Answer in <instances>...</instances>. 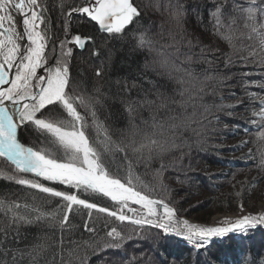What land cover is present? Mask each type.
<instances>
[{
    "label": "snow or ice",
    "instance_id": "obj_1",
    "mask_svg": "<svg viewBox=\"0 0 264 264\" xmlns=\"http://www.w3.org/2000/svg\"><path fill=\"white\" fill-rule=\"evenodd\" d=\"M210 2V31L230 49L219 55L218 48L201 45L187 32L189 9L182 0H79L71 7L70 0H59L52 8L47 0H0V179L35 190L31 203L0 199V264H89V253L122 249L134 238L152 239L153 256L147 261L133 256L127 264H169L165 246L171 237L199 253L210 250L214 238L231 245L230 234L243 238L264 225V212L225 218L220 226L190 223L180 217L178 202L164 183V174L178 169L194 146L203 150L215 131L209 126L220 119L216 113L231 116L236 107L207 99L222 100V88L235 73L193 65L223 60L225 70L249 64L264 68V0ZM55 8L63 20V39L51 31L49 12ZM145 8L166 13L174 23L168 42L159 44L150 35L151 26L143 24ZM192 11L203 22L199 9ZM74 18L91 25L99 42L96 35L72 34ZM157 34L163 39L162 25ZM125 44L132 52L146 51L151 60L145 59L136 78H109L105 89L100 82ZM89 46L93 62H100L90 90L81 71L73 72L74 50ZM198 46L194 59L192 49ZM149 71L164 82L149 78ZM249 84L262 92L248 91ZM242 87L259 103L246 121L254 127L244 129L255 139L238 147L252 143L255 151L249 148L243 159L259 157L256 167L264 172V80H245ZM109 101L121 108L101 119ZM255 187V181L249 185ZM243 207L241 203L239 209ZM77 216L87 239H72ZM25 225L50 231L26 249L12 247ZM233 252L232 264H264L259 253L250 255L243 240Z\"/></svg>",
    "mask_w": 264,
    "mask_h": 264
},
{
    "label": "trees",
    "instance_id": "obj_2",
    "mask_svg": "<svg viewBox=\"0 0 264 264\" xmlns=\"http://www.w3.org/2000/svg\"><path fill=\"white\" fill-rule=\"evenodd\" d=\"M47 2L49 7L52 8L54 4L59 3V0H47ZM145 2H148V0H145ZM182 2H184L186 4V7L189 9V12L184 21V27L187 32L191 34V37L194 40L198 38L201 45H208L212 48H218L219 53H217V55H219L220 53L229 52L230 49L228 48L227 44L214 36L210 31L211 25L208 23V9L212 7L210 0H182ZM75 3H78V0H70L68 7L74 6ZM193 8L199 9L200 13L203 15V22L198 18L197 13L192 11ZM144 11L146 15L144 16L143 24L145 27L151 26L150 35H152L153 39L158 41L159 44L168 42L169 38L167 36V33L169 32V30L175 31L174 23L170 22L168 15L166 13L164 15H161L159 12H155L151 8H145ZM49 15L51 17V31L54 30L55 36L61 38L63 32V20L60 16L59 9L55 8L53 11L49 12ZM74 22H76L78 26H80V24H84L86 29L84 28L85 31L81 29V33H83L84 36L96 35L97 42H99V34L95 32V29L91 25L82 23L79 18ZM161 25L163 26V31L165 34L163 39L160 35L157 34L160 32ZM71 27L75 32H77V30H75V26ZM159 44H157V47L159 46ZM90 51L91 46H89L82 53L76 52L74 54L73 60V72L75 73L77 69L81 71V73L87 80V87L89 88V90L96 80V77L94 76V69L100 63L98 60L93 62V58H91L89 55ZM181 51L187 52L188 49L182 48ZM192 53L193 58L195 59L196 55H198L199 53V46L193 48ZM146 58L148 60H151V57L148 56V53L146 51L132 52L129 50L128 44L123 45V50L116 52L113 58L111 69L106 70L104 79L101 80L100 83L103 84L106 89L107 81L109 78H111L112 81H115L120 77H127L129 78V80L136 78L137 73L143 68ZM193 67L197 70L206 68L209 70V72L219 69L222 71L235 73V75H233L232 78L227 81V86H224L222 88V100L220 96L209 97L207 99L209 100V102L214 99L218 103L222 102L225 105L232 104L236 105V107L232 109L234 114L231 116L227 115L226 112H217L216 115L219 116L220 119L218 122L214 121L213 124L209 126L210 128H215V131L209 133L207 144L204 146L203 150H201L200 146H194L190 155L184 157V159L189 164V167H186L185 170L188 175L187 178H193V181L189 182V185L192 186L193 190L186 189L183 186L177 184L175 185V187H173L172 198L178 202L175 207L178 209L179 213L182 212L181 208L184 205H188L189 207H191L192 203L193 206H195L197 203V198L199 199L204 193L208 195V206L211 205V209H213L214 212L230 211L236 204L234 198L239 200L247 191L243 188L237 189V186H234L237 183L230 184V182L234 178L239 177L240 174L236 173L239 167L248 165L251 168V171L249 172L258 170L256 164L259 160V157H257L255 161H252L250 162V164H248L239 159L237 155L233 154V152H236V147L234 146V141L236 139H241L242 142L253 141L255 139L254 137L247 136L244 132V129L254 127L253 125L247 124L246 121L252 118L250 109L254 104H258L259 100H250L245 95V90L242 87V83L245 80H264V74L259 73V71L261 70L264 71V68H256L254 65L249 64L245 68L233 67L231 69L225 70L223 67V60H220L210 66L206 64H194ZM244 71L253 72L254 74L245 77L240 74ZM147 75L154 81H158L160 83L164 82L161 77L156 76L151 71H149ZM113 91H115L114 86ZM248 91L262 92V90L255 84H249ZM229 93H236L237 95L230 96ZM108 103L110 104L109 109H101V119H103L104 116L108 115L109 111L113 114H116L117 110L121 108L118 102L113 104L111 101H109ZM116 122L120 126H123L125 123L123 119H117ZM229 141L231 142L228 143ZM245 147L252 148L253 151H255V146L252 143H249ZM184 175L185 174H183V171L178 173V176L180 177ZM54 186L60 190H65L62 188V185ZM24 192L25 190L22 186L15 185L13 183L6 182L3 179H0V199H5L6 201L19 200L20 202H23V198H20L18 195L24 194ZM248 192L249 191H247V193ZM28 202L31 203L32 201L28 200ZM96 202H100L104 204V206H109L108 203L100 199H97ZM194 212L195 211L187 214L191 216V214H193ZM3 216L4 213L2 210H0V219H2ZM73 223L75 227L73 229L72 239H87L89 234L85 232L82 227L84 221L79 216H77ZM47 231L50 230L42 228L39 225L22 226L20 228L19 243L17 244L15 242H10L11 246L14 248L26 249L28 246L35 243L37 241V238L43 232ZM251 231L257 232L256 230L252 229ZM100 235H104V232L101 231ZM133 240L138 241L137 243L134 242V244L132 243ZM146 243L149 244L147 248L144 247ZM137 245H140L139 247H141L143 249V252L146 253L145 255L142 253L143 255L141 256L143 258H145V256L148 257L149 255H153L151 241L148 242L147 239L134 238L126 242L122 249H108L104 252L99 253L98 255H91L89 253V264H120V261L125 263L124 260L129 257L127 256V254L133 252V248H135L134 246ZM256 246L258 245H255L254 243L247 245V247H250L252 249L250 255L254 256L259 253ZM234 247L235 246L231 247V252H223L222 247H212L206 252L197 253L191 248L185 247V245L179 243L178 241L171 240V242L165 246V251L166 254L170 257V260L174 261L173 264H224L225 260L228 261V264H232V261L235 259V255L233 252ZM260 248L264 249V246L259 247V249ZM213 249H216L223 257H219V255H217ZM263 253L264 251H262L260 257L262 260H264V258L262 257ZM80 255H84L83 250H81ZM41 264H43V261H41ZM134 264H139V262H134Z\"/></svg>",
    "mask_w": 264,
    "mask_h": 264
},
{
    "label": "rangeland",
    "instance_id": "obj_3",
    "mask_svg": "<svg viewBox=\"0 0 264 264\" xmlns=\"http://www.w3.org/2000/svg\"><path fill=\"white\" fill-rule=\"evenodd\" d=\"M78 2H79V0H78ZM77 19L78 18H74L73 20L76 21ZM74 21L71 22V26H73V27L75 26L76 27L75 30H77V32H75L73 30V28L70 26L71 33L83 35V33H81L82 32L81 29H83L85 31V29H86L85 25L80 24V26H78V24H76V22H74ZM53 33H55V31ZM63 35L64 34L62 32V37L60 39H63ZM84 51H81L80 49L77 48L74 50V54L76 52L82 53ZM259 73L260 74L264 73V71L261 70V71H259ZM247 136L254 137L251 135H247ZM230 142L231 141H229L228 143H230ZM234 143H235L234 146L236 147L235 148L236 152H233L234 155H237L239 157V159H241L243 162L248 163V164H250V162H252V161H255V160L243 159V157H245L248 154L249 147H243L242 149L239 148L238 146L242 143L241 139H236L234 141ZM188 165H189L188 162L185 159H183V161L179 165L178 169H169L164 174V183L171 190H173V187H175V185H177V184L183 186L186 189L193 190L192 186L189 185V182L193 181L192 180L193 178H187L188 175L185 172L186 167H189ZM234 169H236V168H234ZM182 171H183V174H185V175L182 177L178 176V173L182 172ZM249 171H251V168L248 165H246L244 167H239L237 172H236V173L240 174L239 177L234 178L230 182V184L237 183L234 185V186H237V189L243 188V189L249 191L248 193L246 191L244 196L242 198H240L239 200L234 198V201H236L235 202L236 204L232 207V209L230 211H224V212L216 211V212H214L213 209H211V205L208 206L209 197L206 193H204L205 192L204 191V192H201L204 194L199 199L197 198V203L195 206H193V204L191 203V205H192L191 207H189L188 205H184L181 208L182 212L179 213L180 217L182 219H184V218L190 219L193 221V223L203 225V226H209V224H211V223H214V225H216V226H220L218 224V222L221 220H224L225 218H228L230 220H234L236 218L246 216L249 214H258V213L264 212V206H263L264 205V172H261L259 169L255 170L254 172H249ZM177 178H179V180L182 182H177ZM254 181L256 182V187L252 188V189H250V188L248 189V186L250 184H252ZM62 188L64 189V186ZM24 190H25L24 194H21L18 196L20 198H27V200H31L30 193L35 192V190H29L26 188H24ZM179 191H181V190H179ZM18 196H15V197H18ZM241 203L244 206L242 211L239 209V205ZM134 207H138V206H134ZM192 210L195 212L193 214H191V216H189L187 213L193 212ZM261 227H263V228L259 227L258 229H256L257 232H252L250 230L248 236L243 237V238H241L239 235H233V234L230 235L231 236V245L227 242H222V241L214 238V243H213L212 247H222V249L228 248V247H233V246H236L238 243H240L241 240H243V242L245 243L246 246L248 244H251V243L258 245L256 247L258 248L257 251L259 252V256L261 257V253H262V251H264V249L263 248L259 249V247L264 246V225H261ZM150 231L155 232L156 230L152 229ZM262 236H263V239H262ZM170 240L178 241L179 243L185 245V247L191 248V246L187 245L186 242L183 241L181 238L171 237ZM137 241L138 240H135V241L133 240L132 243H134V242L137 243ZM147 241L152 242V239H147ZM148 245L149 244L146 243L144 247L147 248ZM139 246L140 245L134 246L135 248H133V252H131L130 254L129 253L127 254V256H129V257L124 260L125 263L120 261V264H127V261L131 260L133 256L142 257L141 255H143V254L145 255L146 253H144L143 249ZM213 250L215 251V253H218V251L216 249H213ZM203 251H205V250H200L199 253H202ZM152 256L153 255H149L148 257L145 256L144 260L147 261L148 258L152 257ZM262 257L264 258V253H263ZM169 261H170L169 263H171V264H173V262H174L173 260H169ZM116 263H118V262H116Z\"/></svg>",
    "mask_w": 264,
    "mask_h": 264
},
{
    "label": "bare ground",
    "instance_id": "obj_4",
    "mask_svg": "<svg viewBox=\"0 0 264 264\" xmlns=\"http://www.w3.org/2000/svg\"><path fill=\"white\" fill-rule=\"evenodd\" d=\"M264 206V205H263ZM262 206V207H263ZM262 209V208H261ZM185 219V218H184ZM190 223H193V221L192 220H190V219H187ZM209 226H216V225H214V223H211V224H209ZM263 228V227H261V225H258L255 229H252V230H256V229H258V228ZM230 235H232V234H230ZM233 235H239V234H233ZM223 250V252L224 251H226V252H228V251H230L231 252V247H228V248H224V249H222ZM203 252H205V251H203ZM202 252V253H203ZM217 255H219V257H223L219 252L218 253H216Z\"/></svg>",
    "mask_w": 264,
    "mask_h": 264
}]
</instances>
